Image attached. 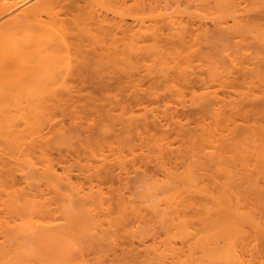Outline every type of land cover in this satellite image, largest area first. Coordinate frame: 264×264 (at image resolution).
<instances>
[{"label":"bare ground","instance_id":"6f19581e","mask_svg":"<svg viewBox=\"0 0 264 264\" xmlns=\"http://www.w3.org/2000/svg\"><path fill=\"white\" fill-rule=\"evenodd\" d=\"M0 201V264H264V0H0Z\"/></svg>","mask_w":264,"mask_h":264},{"label":"rangeland","instance_id":"374dc122","mask_svg":"<svg viewBox=\"0 0 264 264\" xmlns=\"http://www.w3.org/2000/svg\"><path fill=\"white\" fill-rule=\"evenodd\" d=\"M250 15H254V13H250ZM118 184H115V187H117ZM2 191V195H6V193L8 192L7 188H3L1 189ZM6 200L5 197H2V201ZM2 201H0V250L3 249V243H4V235L6 234V222L8 220L9 217H13L15 216V212L13 210H6V208L4 209V207H2Z\"/></svg>","mask_w":264,"mask_h":264}]
</instances>
